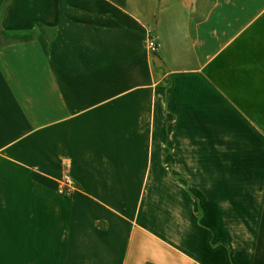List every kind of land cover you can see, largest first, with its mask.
<instances>
[{
	"label": "crops",
	"instance_id": "1",
	"mask_svg": "<svg viewBox=\"0 0 264 264\" xmlns=\"http://www.w3.org/2000/svg\"><path fill=\"white\" fill-rule=\"evenodd\" d=\"M0 264H264V0H0Z\"/></svg>",
	"mask_w": 264,
	"mask_h": 264
},
{
	"label": "built area",
	"instance_id": "2",
	"mask_svg": "<svg viewBox=\"0 0 264 264\" xmlns=\"http://www.w3.org/2000/svg\"><path fill=\"white\" fill-rule=\"evenodd\" d=\"M146 49L150 54H156L160 49V42L155 35L152 27L146 30ZM79 187L77 186L74 178L68 172L62 174L58 179V192L65 196L72 195Z\"/></svg>",
	"mask_w": 264,
	"mask_h": 264
}]
</instances>
